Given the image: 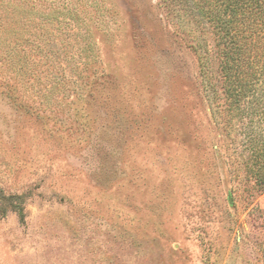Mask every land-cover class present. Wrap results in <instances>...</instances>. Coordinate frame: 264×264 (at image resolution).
I'll list each match as a JSON object with an SVG mask.
<instances>
[{
    "label": "rangeland",
    "instance_id": "1",
    "mask_svg": "<svg viewBox=\"0 0 264 264\" xmlns=\"http://www.w3.org/2000/svg\"><path fill=\"white\" fill-rule=\"evenodd\" d=\"M57 2L88 26L105 104L55 105L47 58L24 81L0 58V264H264V194L202 88L207 26L180 0Z\"/></svg>",
    "mask_w": 264,
    "mask_h": 264
},
{
    "label": "trees",
    "instance_id": "2",
    "mask_svg": "<svg viewBox=\"0 0 264 264\" xmlns=\"http://www.w3.org/2000/svg\"><path fill=\"white\" fill-rule=\"evenodd\" d=\"M57 1L0 0V58H8L5 65L23 81L33 75L29 58H47L49 91L60 95L55 105L103 107L108 81L93 55L89 34L81 32L87 24L72 4ZM161 2L172 5L177 0ZM180 3L210 32L212 44L204 38L197 49L203 58L202 88L213 106L215 125L234 137L240 153L233 164L242 168L258 195L264 194V0ZM233 173L237 177L239 169L233 168ZM17 199L6 201L22 220L23 206Z\"/></svg>",
    "mask_w": 264,
    "mask_h": 264
},
{
    "label": "water",
    "instance_id": "3",
    "mask_svg": "<svg viewBox=\"0 0 264 264\" xmlns=\"http://www.w3.org/2000/svg\"><path fill=\"white\" fill-rule=\"evenodd\" d=\"M229 203L231 204L230 198H229Z\"/></svg>",
    "mask_w": 264,
    "mask_h": 264
}]
</instances>
